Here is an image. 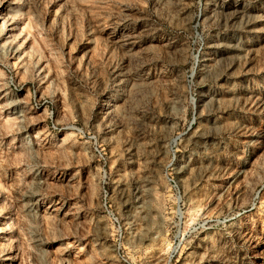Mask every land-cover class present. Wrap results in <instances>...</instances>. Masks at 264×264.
Segmentation results:
<instances>
[{"label": "rangeland", "instance_id": "374dc122", "mask_svg": "<svg viewBox=\"0 0 264 264\" xmlns=\"http://www.w3.org/2000/svg\"><path fill=\"white\" fill-rule=\"evenodd\" d=\"M264 264V0H0V264Z\"/></svg>", "mask_w": 264, "mask_h": 264}, {"label": "built area", "instance_id": "2783aa9c", "mask_svg": "<svg viewBox=\"0 0 264 264\" xmlns=\"http://www.w3.org/2000/svg\"><path fill=\"white\" fill-rule=\"evenodd\" d=\"M121 261L123 262V264H130V262H128V260L124 257H121Z\"/></svg>", "mask_w": 264, "mask_h": 264}]
</instances>
